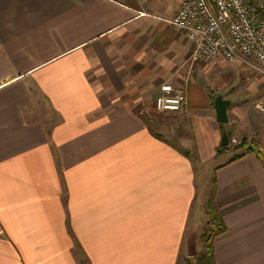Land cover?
<instances>
[{"label":"crops","instance_id":"1","mask_svg":"<svg viewBox=\"0 0 264 264\" xmlns=\"http://www.w3.org/2000/svg\"><path fill=\"white\" fill-rule=\"evenodd\" d=\"M178 5L0 0V264H186L212 160L228 229L216 264H264V161L221 149L231 133L264 155V79L241 66L248 86L230 88L222 59L190 64L168 23ZM164 84L187 109L151 120L140 112Z\"/></svg>","mask_w":264,"mask_h":264},{"label":"built area","instance_id":"2","mask_svg":"<svg viewBox=\"0 0 264 264\" xmlns=\"http://www.w3.org/2000/svg\"><path fill=\"white\" fill-rule=\"evenodd\" d=\"M168 23L192 42L188 62L222 59L238 63L264 79V0H178ZM154 103L157 112H183L188 99L181 88L161 87ZM257 109L264 112V104ZM233 144L237 141L233 139Z\"/></svg>","mask_w":264,"mask_h":264},{"label":"trees","instance_id":"3","mask_svg":"<svg viewBox=\"0 0 264 264\" xmlns=\"http://www.w3.org/2000/svg\"><path fill=\"white\" fill-rule=\"evenodd\" d=\"M229 143L227 146L222 147V150L232 149L235 154L230 162L236 161L246 153H255L262 161H264V155L259 150V146L256 140L247 142L245 139L241 140L239 144L233 145L231 140V133L227 134ZM216 178L213 176L212 187L209 197L204 206V224L201 235L199 237V243L201 251L193 255L190 259H186V264H216L215 259V241L217 238L225 235L228 231L222 214L220 213L216 205Z\"/></svg>","mask_w":264,"mask_h":264},{"label":"rangeland","instance_id":"4","mask_svg":"<svg viewBox=\"0 0 264 264\" xmlns=\"http://www.w3.org/2000/svg\"><path fill=\"white\" fill-rule=\"evenodd\" d=\"M241 65L238 63H234V64H226V63H216L214 66V72L219 73L220 74V79H218V84L221 86L226 85L227 87H234L237 84L243 83L245 85L248 86V83L246 81V77L245 75L250 74L253 72L246 69L247 71L244 73L242 72V68H240ZM221 95V94H220ZM141 114H144L145 116L150 117V119H154L155 114H157V111L154 108V104L152 106H146L144 107L141 112ZM216 165L215 161H211L209 162L208 168H211V170H209L208 172L206 171L207 169V165H202L201 167L204 168L201 170L202 173V177L203 179L201 180V190H200V198H201V202L202 205H205L209 194H210V190L212 187V176H213V171H214V167ZM199 171H198V175H199ZM203 229V227H202ZM201 229V232H202ZM201 235V234H200ZM195 248L193 246V248H190L189 251H193ZM201 249V248H200ZM195 252H193L191 255H194V253H197V250H194ZM192 257V256H191Z\"/></svg>","mask_w":264,"mask_h":264},{"label":"water","instance_id":"5","mask_svg":"<svg viewBox=\"0 0 264 264\" xmlns=\"http://www.w3.org/2000/svg\"><path fill=\"white\" fill-rule=\"evenodd\" d=\"M230 105V102L228 100L223 99L222 96H218L215 99L214 106H215V111H216V118L217 122L219 124H227L229 119H228V107ZM228 137L226 134H223L222 137V146H227L228 145Z\"/></svg>","mask_w":264,"mask_h":264}]
</instances>
